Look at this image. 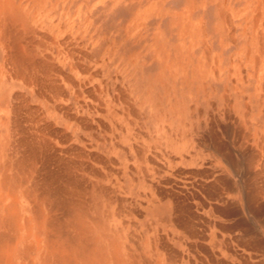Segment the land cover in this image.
<instances>
[{
	"label": "bare ground",
	"instance_id": "obj_1",
	"mask_svg": "<svg viewBox=\"0 0 264 264\" xmlns=\"http://www.w3.org/2000/svg\"><path fill=\"white\" fill-rule=\"evenodd\" d=\"M47 4L46 0H0V46L7 52L3 75L14 76L28 87H37L45 96L50 94L52 83L39 75L49 71L50 65L39 58L43 57L41 47L54 39H46L43 34L58 26L51 16L55 7L47 8ZM192 10L189 7L187 12ZM180 25L185 36L190 25L187 16L181 18ZM201 67L205 69L206 62ZM258 68L264 73L263 64ZM184 70L187 73L185 66ZM186 73L184 83L188 79ZM197 78L198 89L205 88L206 76ZM99 98L107 118V124L102 126L110 132L107 135L113 142L115 125L122 127L119 133L122 147L127 154L134 147L137 159L133 162L104 155L93 144L79 140L77 131L69 134L67 130H59L42 109L32 108L23 95L15 97L10 111L0 110V264H211L210 259L215 257L213 245L188 241L199 235L198 206L197 201L185 198L191 192L177 178L183 171L177 166L179 160L193 164L200 163V158L188 146L175 147L174 138L159 126L149 133L150 141L134 144L133 131L124 117L110 107V95L102 91ZM153 117L157 114H152ZM251 117L247 112L232 115L233 120L241 121L239 127H229L230 142L220 141L214 147L224 160L219 168L228 174L216 177L213 181L219 180L215 184L217 189L211 191L215 192V204H223L226 210L222 212L232 221L223 224V232L213 231L214 235L219 234L217 247L223 255L216 259L218 264H231L225 259L228 253L238 255L241 264H264L253 260L258 259L257 249L264 252V124L259 123L253 133V125L248 126L252 124ZM87 119V129L96 128L92 125L95 116ZM161 122L158 119L160 126ZM215 135L220 136L217 132ZM251 137L258 141L259 150L242 147V143L235 149L239 139L246 143ZM163 146L169 150L177 148L179 155L161 158L163 161L159 163V152H155ZM150 148L155 155L147 152ZM243 160L248 169L261 162L259 174L251 173V169L241 174ZM153 162L157 164L153 166ZM153 168L157 174L152 173ZM197 183L201 185L203 180L197 179ZM137 184L139 195L134 199ZM220 184L231 194L223 193ZM162 205L171 211L168 223L180 230L174 234L182 248L160 232L162 220L157 225L153 220L146 227L142 224L141 215L160 216ZM238 245L242 247L238 249L240 252L236 249Z\"/></svg>",
	"mask_w": 264,
	"mask_h": 264
},
{
	"label": "crops",
	"instance_id": "obj_2",
	"mask_svg": "<svg viewBox=\"0 0 264 264\" xmlns=\"http://www.w3.org/2000/svg\"><path fill=\"white\" fill-rule=\"evenodd\" d=\"M219 1L221 0H218V15L220 20L219 31L223 32L229 37V39H233V40L235 39V32H234L235 30L239 35H240V31L242 30L244 31L245 35L251 34L253 28L250 24L251 22L248 17L250 15V12L248 11L243 18L238 19L236 21L238 22V25H236L235 27L233 21L234 20L233 15L230 9L226 7L225 3H223L225 2V0L221 2ZM240 1L244 2V0H240ZM229 2L235 5L238 4V3L236 4L234 0H229ZM195 6H196L195 0H191V1L187 0V5L184 7L182 12H180V18H182L185 15L187 16V20L190 21V25L188 26L187 34L185 36H183L181 32L182 26L180 27V37L183 40L181 41L180 44L182 46L180 53L182 57L179 61L181 66L182 79L184 80L183 75H185L186 73V71L184 70V66L185 68L187 67V65L184 63V58L187 56L186 54L192 56L193 59L191 61L193 63V60L196 58V56L194 54V46L191 44H195L196 41H199L201 45V55L196 59L197 64H192L191 70H192V75H194L191 77L192 80H194L198 76L205 75L207 79L220 81L222 80L221 63L218 58V55L219 57L221 56L223 61H226L229 52H231L235 47L234 45L228 47V45L225 46L223 43L219 44L217 41L219 40L218 32L214 29L212 30L208 29V31L211 33V38H212V46H211V43H209L208 39L206 38V32L203 21L202 20L194 21L191 15L192 11L187 12V9L189 7H192L194 9ZM208 6H209L207 8L208 10L212 8L209 3ZM261 7H262V2L258 5V15H256L255 17V24L263 25V28L260 31H258V42L256 46L257 49H256V54L254 56L255 77L257 79L255 90L259 101L258 118H260V120H258V124L259 123L264 124V73L260 72L258 68L260 64L264 65V14H263L264 10L263 13H261L260 12ZM223 10L225 11V13ZM53 12H51V16L54 18ZM106 14H110V13H102V10L98 12L93 9V11L90 13V19L92 24L90 27L87 28V32L85 31L83 32L78 28L77 25H75L69 30L70 28L69 25L71 24L67 23L64 25L61 23V21L63 22L69 17L72 16L76 17L73 10L71 11L70 10L63 11L60 9L58 10L55 17H59L60 21H56L54 18V22L58 23V26L54 28L52 31L47 30L48 32L43 34V36H46V39L49 38L54 39V42L53 43L49 42L50 43L49 45L47 44L41 47V52L43 54V57L41 59L39 58V60H41L42 62H48V64L50 65L49 71L46 72L47 74L45 72L40 71L41 75H39V77L41 76V78L44 79L46 78L50 80V82L52 83V89L50 90V94H47V96H45L46 94H44L42 90H40L37 87L34 86L28 87L27 85L20 83L18 79L14 76L11 78L3 75V67L5 66L6 63L7 52L3 47L0 46V110L3 111V113L6 111H10L11 109H13L15 103L14 100L15 97L18 95L19 96L23 95L27 100L28 104L31 105L32 108L38 107L42 109L44 114L48 118V121L52 125L54 124L58 129L60 128L61 131L67 130L69 134L71 131L78 132L79 130L81 134L87 135L90 133L92 134L91 136L97 137L99 140V145H102L104 144L102 142V138L104 137L103 134H105L102 125L107 124L106 115L102 111L103 104L99 101L100 100L99 92L103 91V92H107L112 99V102L110 103V107L112 108V110L116 112L118 116H121L122 118L124 117L125 123L133 131L134 136H132L133 139L132 142L134 144L135 142L140 144V142L143 141L145 142L149 140L150 138L149 133H151V130H153L155 126H159L160 128L162 127L163 130L167 131L166 134L167 136L170 137L172 136L174 138L175 147L182 146L183 148V146L185 145L186 147L187 146L190 147L189 151H192L193 149L191 143L193 141H192V137L189 136L190 123L186 121V116H185L186 99H184V97H182L180 100L177 99L178 102L175 107L173 106L170 107L169 113L173 114L172 116L174 117V119H171V116L164 109L161 101L154 98L152 94L147 93L146 95H143L142 98H140L139 95H135V92H133L132 89L123 86V84L118 82L116 79L113 80L110 79V77H108L103 72L102 66L104 61L102 62V60H100L102 55L101 45H105L106 41L105 43H103L100 40L99 46L92 47L89 52L84 51L87 34L91 32L93 28H96V30H98L100 34H104V37H108V38L113 37V38H117L118 40L121 39L120 35L123 34L121 32H118V27H117L118 23H116L117 21L116 19H114V21H112L110 25L104 24L103 18L105 17L112 18V16H108ZM81 16L82 14L80 15V17ZM261 16L263 18H260ZM211 18L214 21V17L211 16ZM212 19H208V20L211 21ZM262 19L263 21L260 23ZM68 32L70 33L68 34ZM72 33H74V35H71ZM65 34H68V36H65ZM187 36H191V44L186 49L184 41L187 39ZM148 41L149 39H147V43ZM145 42L146 41H144L143 39L137 41L135 38L128 37L127 40L123 41L124 46L121 45L119 47V50L123 49L125 52H127L130 49L133 50L134 48L140 46L142 48H145V46H143ZM55 50L57 51V53H55ZM142 50L144 51L145 49ZM212 50L216 52L217 55L214 54ZM45 54L46 56L44 58ZM47 54H49V56ZM118 61L119 58L116 57L114 62H118ZM204 62H206L207 67L205 69H203L204 67L200 68V66H203ZM138 63L139 64L137 65L126 64L127 66L125 67L126 68L125 71L128 73V76H130L129 82H131V85L134 88L140 89L146 85V82L149 80L150 74L154 71V69H156V63L154 61L150 62V60H148L147 57L145 58L144 61L139 60ZM113 65H114L113 62L108 64L111 70H113ZM111 73L114 72L112 71ZM229 73L230 74L228 77V82L225 85V89L222 94V97L224 98L226 105L231 109V111L229 112L232 113L229 114H232L234 116V115L242 114V112L244 113L247 112V114L250 115L251 113L250 102L248 101L241 102V100H239L241 96L244 95L242 94L243 91H240L241 87L237 85L235 82L233 83V85L229 86L230 82L235 81V78L232 77L234 76L233 70L230 69ZM206 88H207V84L205 85V88L203 86L202 89L205 90ZM234 95L235 96L239 95L237 97V101L232 99ZM229 99H232V102L229 101ZM147 105L149 106L148 109L145 108L147 107ZM75 114L77 115L75 116ZM152 114L153 115L157 114V117L152 118ZM91 115L95 116V123L92 124L97 128L95 134L93 132L87 131V126H86L88 120L87 118L90 117ZM232 115H230L229 117L232 118ZM2 119H4V114L2 115ZM158 119L160 120V122L162 121L161 122L162 126L159 125ZM175 119H177L176 125L174 124ZM240 122L241 121H238L239 124ZM239 124L237 127H239ZM121 128L122 127L115 125L114 132L112 133V136L114 135L116 138V140H114L112 144H114L116 148V152L118 154H120L121 152L120 149L124 148L122 147V143L119 137L120 130H122ZM255 129H258V126H255ZM216 132L212 128L211 133L209 134L210 135L209 139H211V141L207 143V147L210 149V151L213 152L215 151L214 147L216 146L217 142L218 143L220 142L219 138H221L220 136L216 138L215 135ZM135 134L137 136H135ZM78 138L80 140L79 135ZM108 142L109 141L106 140V143ZM220 143L222 144L223 142L221 141ZM225 143H227L226 140L224 141V144ZM132 148L133 149L126 155L129 156L130 161L136 159L134 156V152H135L134 147ZM152 149L153 148H150L147 152L153 154V151H151ZM179 152L180 150H178L177 148L169 150V153L174 156L179 155ZM192 154L200 158L198 154L193 153V151ZM143 163L144 162H142V164ZM220 163L221 162L216 164V159L214 158V156L206 154L204 160H202V163L192 164L188 160H179V163L177 164V166H180L181 168L180 170H183L179 173V178L183 180L181 181L180 185L187 187V189L191 192L190 193L191 197L190 195H188V197L185 198L189 201L192 200L197 201V206H198L197 209L199 212V218L197 221H200L197 227L199 229L198 233L199 235H201L202 238L199 237V235L197 234L196 240L197 242L201 243V245L203 244L207 245L208 243L209 245H211L210 243L211 239L208 233L213 231V229L217 230L216 232H223L224 226L231 222L229 215H227V213H223L224 212L223 209H225V206H223V204L219 205V202L215 204V199H213L215 197L213 196L215 192L211 191L217 189L215 184H217V182L219 183V180L217 181H213V180L216 177L219 178L222 177L224 174H228L226 171H222L219 168ZM214 168L215 169L218 168L219 172L220 171L221 172L219 174L218 173L216 174L217 171ZM131 169L134 170L135 168L132 167ZM197 179L203 180V183L200 185L199 183H197ZM210 184L211 187L209 186ZM220 185L221 187H219L218 185L217 186L223 190V193L228 192L227 194H231L228 189L224 188L223 184ZM194 194H196V196ZM213 206L215 208H213ZM218 210L221 211L218 212ZM175 213H178V211H175ZM182 215L183 214H181L180 216ZM257 251L259 250L257 249ZM258 255H262L261 251L258 252L257 256Z\"/></svg>",
	"mask_w": 264,
	"mask_h": 264
},
{
	"label": "rangeland",
	"instance_id": "obj_3",
	"mask_svg": "<svg viewBox=\"0 0 264 264\" xmlns=\"http://www.w3.org/2000/svg\"><path fill=\"white\" fill-rule=\"evenodd\" d=\"M17 2H20V0H16ZM59 1V0H58ZM57 0H46L47 8H51L52 6L55 7L53 10V15L56 21H60L59 17H55L58 10H73L76 17L72 16L68 19L61 21L62 24H71L69 25V30L74 27L75 25L78 26V28L81 31L87 32V28L91 26L92 22L90 19V13L93 11L100 12L102 10V13H110L106 14L108 16H112V18L105 17L103 18V22L106 25H110L114 19H116V23H118V32H121L123 35H120L121 39L113 38V37H104V34H100L96 28H91L92 31L87 34V39L85 42V52H89L92 47L99 46L100 40L106 44L101 45V59L103 63V72L110 77V79H116L118 82L123 84V86H126L130 89H132L133 92H135V95H139L140 98L143 97V95H146L147 93L152 94V96L159 101H161L164 109L167 111V113L171 116V119H174L172 116L173 114H170V107H175L177 105V99L180 100L182 97L186 99V121L190 123V131L189 136L192 137V151L193 153H197L200 157V163L202 160H204L205 155H213L216 159V164L219 162H224L221 158V154L218 152V149H215V151H210V149L207 147V143L211 141L209 139V134L211 133L212 128H214L215 131H217V134L220 135L219 141H228L230 142V139L227 137V130H229V126H232V128H236L238 126V121L233 120V118H230L229 116L232 114L231 109L226 105V102L224 98L222 97L223 91L225 89V85L228 82L229 72L230 69L233 70V78H235V81L230 82L229 86L233 85L235 82L237 85H239L240 91H243L241 98V102L248 101L251 105V113L250 116L252 119V124L248 123V126L252 127V132L255 133V126H258V96L256 95L255 85H256V77H255V62H254V56L256 54V46L258 42V31H260L263 28V25L255 24V17L258 15V5L262 2V7L260 9V12L263 13L264 10V0H244V2H241L240 0H234L237 5L231 4L229 0H225V5L227 8L230 9L233 18H234V25H238V22H236L238 19L243 18L244 15L249 11L250 15L248 16L250 19V24L253 28V31L249 35H245L244 31H240V35L235 32V39H229V37L224 34L223 32L219 31V15H218V0H195V8L192 10L191 15L194 19V21H203L205 32H206V38L208 39L209 43H211L212 46V38L211 33L208 31V29L216 30L218 32L219 44H224L225 46L228 45V47L234 45V49L229 52L228 57L226 58V61H223L221 56L218 58L221 63V79L220 81L207 79V88L204 89H198V78L196 77L194 80H192V64H197V58L201 55V45L199 41H196L195 44H191V36H187V39L185 42L186 49L191 45L194 46V54L196 58L193 60V57L186 54L187 56L184 58V63L187 65V82L183 83L182 79V73H181V66H180V59H181V41L182 38L180 37V12L184 9V7L187 5V0H60L58 2ZM208 3L211 5V9H207ZM132 7V9H131ZM100 9V10H99ZM82 16L80 17V15ZM264 14V13H263ZM214 17V21L211 18ZM141 17V19H140ZM247 17V18H248ZM260 18H263L262 16ZM208 19H212L209 21ZM263 21V19L260 21V23ZM257 30V31H256ZM70 32H68L69 34ZM68 34H65V36H68ZM242 34V35H241ZM71 35H74L72 33ZM83 35V34H82ZM225 36V37H224ZM241 36V37H240ZM128 37L135 38L137 41L140 39H143L145 44V48L137 47L133 50L130 49L129 51L125 52L123 49L119 50V47L123 44L124 40H127ZM147 39H149L147 43ZM225 41V42H223ZM198 42V43H197ZM142 49H145L144 51ZM213 51V50H212ZM55 53L57 51L55 50ZM214 54L216 52L213 51ZM219 54V53H218ZM217 55V54H216ZM144 56V58H143ZM118 57L119 61L114 62L115 58ZM148 58L150 62L154 61L156 63V69L150 74L149 80L146 82V85L143 88L137 89L134 88L131 85V82H129L130 76H128V73L126 70V64H132L137 65L140 61H144L145 58ZM113 62V70H111L108 66L109 63ZM189 62V63H188ZM125 63V64H124ZM114 73H111V72ZM69 76V75H67ZM66 76V77H67ZM188 83V84H187ZM239 96V95H238ZM238 96H233L232 99L237 101ZM235 101V102H236ZM35 102V101H34ZM237 105V104H236ZM73 106V105H71ZM149 106L147 105V107ZM194 109V111H193ZM193 111V112H192ZM174 124H177V119H175ZM98 126V125H97ZM93 129V128H92ZM87 129V131L93 132L95 134L96 129ZM249 130V129H248ZM103 131L105 134H103L102 142H104L103 145H99V140L97 137L91 136L92 134H81L80 130L77 132L80 136V140L82 142H87L93 144L101 153H103L106 156H113L112 158H118L123 161V159L128 158L129 156H126L127 153L125 152L124 148L120 149L121 152L118 154L116 152L115 146L113 141L109 138L108 130H105L103 127ZM220 132V133H219ZM229 132V131H228ZM108 134V135H107ZM107 137H106V136ZM108 138V143H106V140ZM88 140V141H87ZM238 142V140L235 137V142ZM246 143H244V140L241 138L239 139V143L235 146V149H238V145L241 144L242 147L244 145L251 147L254 151L256 149L259 150V144L256 138L251 137L248 140H245ZM106 144V145H105ZM100 147V148H99ZM123 150V151H122ZM115 151L113 154L112 152ZM110 152V153H109ZM123 152V153H122ZM159 152L158 159L159 163L163 161L164 158H169L172 154L169 153V150L163 146L158 151L156 150L155 153ZM122 153V154H121ZM154 153V152H153ZM154 153V155H155ZM126 154V155H125ZM161 154V155H160ZM120 156V157H119ZM124 157V158H123ZM137 159V157L135 156ZM162 158V159H161ZM242 159V158H241ZM134 161V160H133ZM132 161V162H133ZM242 161V160H241ZM244 161V160H243ZM242 163V162H241ZM153 166H155L157 163H151ZM150 164V165H151ZM261 162L257 163L256 167L251 168V173L256 174L258 173L262 165H260ZM151 165V166H152ZM244 166V167H243ZM241 174H247L250 172V169H248V163L246 161L243 162ZM215 167V166H214ZM261 167V168H260ZM215 169V168H214ZM217 172L216 174L220 173L219 169H215ZM243 172V173H242ZM130 173V172H129ZM134 170H132L133 175ZM153 174H157V170L153 168L152 170ZM233 174V171H232ZM259 174V173H258ZM177 178L180 181H183L182 179L177 176ZM127 190L129 189V181L127 180L126 183ZM140 189V185L137 184L134 187L133 190V197L134 199H137V196L139 195L138 191ZM136 203L139 202L138 200H135ZM161 209V215H154L152 213L144 214L145 217L142 215L140 216V219L142 220V224L144 226H148L147 223H159L158 220H162L163 224L160 227V232L163 233V235H167L169 238L173 239L171 240L172 243L176 244L177 248L181 247V242L178 240L176 234L174 232L180 231L176 226L173 224H169L168 220L171 216V211L166 205H162L159 207ZM136 219L137 213H136ZM156 217V218H155ZM160 218V219H159ZM153 220V221H152ZM150 221V222H149ZM232 222V221H231ZM199 225V224H198ZM177 229V230H175ZM215 229H213L214 231ZM213 231L209 232L208 235L210 237V243L214 247V260L211 258L210 263L211 264H218L216 262V259L219 260V258H222L223 255L220 253V248L217 247V240H219V234L213 233ZM216 238V239H214ZM192 240L196 239H189L188 241L192 243ZM187 247V244L184 245ZM242 248V247H241ZM238 245L236 247L237 251L240 252L238 249H241ZM191 252V250L189 251ZM259 252V251H258ZM262 255H258V259L255 257L253 260L262 261L264 263V252H262ZM258 254V253H257ZM217 256V257H216ZM225 259L231 264H241V260L239 259L238 255L232 256L230 253H228L225 256ZM215 261V262H214ZM239 261V263H238Z\"/></svg>",
	"mask_w": 264,
	"mask_h": 264
}]
</instances>
